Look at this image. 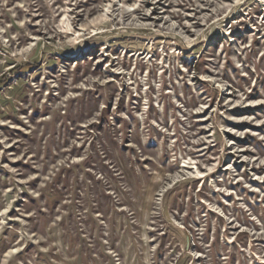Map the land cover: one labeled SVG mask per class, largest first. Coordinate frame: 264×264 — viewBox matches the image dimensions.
<instances>
[{"label": "rangeland", "instance_id": "1", "mask_svg": "<svg viewBox=\"0 0 264 264\" xmlns=\"http://www.w3.org/2000/svg\"><path fill=\"white\" fill-rule=\"evenodd\" d=\"M0 264H264V0H0Z\"/></svg>", "mask_w": 264, "mask_h": 264}]
</instances>
